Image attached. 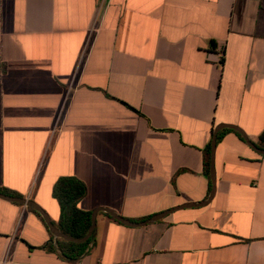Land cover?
Wrapping results in <instances>:
<instances>
[{"label": "crops", "instance_id": "obj_1", "mask_svg": "<svg viewBox=\"0 0 264 264\" xmlns=\"http://www.w3.org/2000/svg\"><path fill=\"white\" fill-rule=\"evenodd\" d=\"M220 125L260 144L264 0H0V189L59 229L63 177L86 185L91 221L167 213L100 211L72 259L0 198V264H264V156L235 132L218 135L212 201L179 209L210 196Z\"/></svg>", "mask_w": 264, "mask_h": 264}, {"label": "trees", "instance_id": "obj_2", "mask_svg": "<svg viewBox=\"0 0 264 264\" xmlns=\"http://www.w3.org/2000/svg\"><path fill=\"white\" fill-rule=\"evenodd\" d=\"M235 132L233 130H226ZM242 141L244 139L240 134L235 132ZM221 138V135L218 139ZM259 147H262L264 143V133L259 138ZM245 142V141H244ZM211 168V146L205 152V173L210 178ZM0 192L7 195H14L8 190L0 189ZM87 187L80 180L73 177L60 178L54 188L53 196L58 201L62 209V219L60 222V229L65 234L74 238H83L87 235L91 226V213L85 212L78 207L79 201L86 195ZM36 212V211H34ZM37 213V212H36ZM39 216L40 214L37 213ZM87 243H71L62 241L60 245V252L67 258L77 259L82 257L86 251Z\"/></svg>", "mask_w": 264, "mask_h": 264}, {"label": "water", "instance_id": "obj_3", "mask_svg": "<svg viewBox=\"0 0 264 264\" xmlns=\"http://www.w3.org/2000/svg\"><path fill=\"white\" fill-rule=\"evenodd\" d=\"M223 129H230V130H233V131L237 132L238 134H240L242 136V138L244 139L245 143L251 149H253L258 154L264 156V149H262L261 147L256 145L240 127L235 126V125H220L219 127H217L215 129V131L213 133V140H212V144H211L210 178H211L212 190H211L210 196L207 199V201H205L204 203H200L199 205H197V204L185 205V206L179 207V209L188 208V207H192V206L206 205V204L210 203L212 201V199L214 198L215 193H216V187H217V176H216V166H215L216 148H217V144H218V135ZM0 198L3 199V200H6V201L12 202V203L21 204V205L30 207L31 209H34L35 211L40 213V215L43 217V219L45 220L46 224L48 225L51 233L56 238H61V239H64L66 241H69L71 243H85V242L89 241V239L92 236H94V234L96 232V226H97L96 225V217H97V214L100 211L108 213L111 217H113L114 219H116L117 221H119V222H121V223H123L125 225L136 226V227L145 226V225H148L150 223H154V222L164 218L166 216V214H167V213H164V214H161V215H156L155 217H152V218L148 219L145 222L138 223V222H132L129 219H126V218L120 216L119 214H117L116 212H114L111 209L102 208V209H100L98 211H95L93 213L91 226L89 228V231H88L87 235L85 237H83V238H74V237H71V236L65 234L56 225H54V223L51 221V219L48 216V214L46 213V211H44L39 205H37L33 201H30L28 199H24V198H21V197H15V196H12V195H7V194L2 193V192H0Z\"/></svg>", "mask_w": 264, "mask_h": 264}]
</instances>
